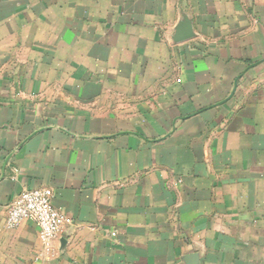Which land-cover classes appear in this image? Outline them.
Returning a JSON list of instances; mask_svg holds the SVG:
<instances>
[{
  "label": "crops",
  "instance_id": "0c3cea01",
  "mask_svg": "<svg viewBox=\"0 0 264 264\" xmlns=\"http://www.w3.org/2000/svg\"><path fill=\"white\" fill-rule=\"evenodd\" d=\"M0 264H264V0H0Z\"/></svg>",
  "mask_w": 264,
  "mask_h": 264
},
{
  "label": "built area",
  "instance_id": "2783aa9c",
  "mask_svg": "<svg viewBox=\"0 0 264 264\" xmlns=\"http://www.w3.org/2000/svg\"><path fill=\"white\" fill-rule=\"evenodd\" d=\"M53 197L52 189L46 187L23 191L8 208L6 228L15 230L23 222L30 221L38 228L40 241L50 247L61 232L63 223Z\"/></svg>",
  "mask_w": 264,
  "mask_h": 264
},
{
  "label": "water",
  "instance_id": "95a60500",
  "mask_svg": "<svg viewBox=\"0 0 264 264\" xmlns=\"http://www.w3.org/2000/svg\"><path fill=\"white\" fill-rule=\"evenodd\" d=\"M184 36L186 37V36H190V35H184ZM180 38L184 39L183 36H182V37L180 36ZM180 40H181V39H180Z\"/></svg>",
  "mask_w": 264,
  "mask_h": 264
}]
</instances>
